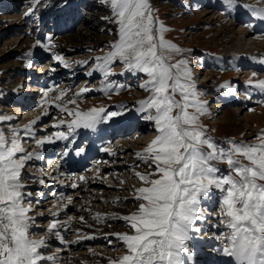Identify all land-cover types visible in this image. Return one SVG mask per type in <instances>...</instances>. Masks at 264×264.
I'll return each mask as SVG.
<instances>
[{
    "label": "snow or ice",
    "instance_id": "obj_1",
    "mask_svg": "<svg viewBox=\"0 0 264 264\" xmlns=\"http://www.w3.org/2000/svg\"><path fill=\"white\" fill-rule=\"evenodd\" d=\"M101 2L111 9V19L118 25V40L111 44L109 52L95 57L93 71L104 78L100 91L110 96L124 87L109 81V77L116 75L112 69L113 61L119 60L124 72L144 74L146 79L139 88L148 95L136 102V111L153 124L156 132L155 138L135 154L145 165L144 172L134 173L141 182V186L133 191V199L138 202L136 210L128 215L112 214L111 217L90 214L96 222L114 218L127 225L128 231L111 234L122 242L125 251L116 258H109L108 264H188L193 255L189 246L193 239L191 233L201 231L195 222L205 219L201 206L214 195L213 190L219 193L217 219L223 226L217 236L222 241L219 251L228 258L227 264H264V129L256 134L254 143L228 139L227 147L217 144L201 123L200 118L207 115L208 110L206 101L201 99L203 93L193 82L188 59L171 62L173 56L190 50L165 39L164 34L170 29L156 17L150 0ZM222 2L230 8H243L264 22V8L240 4V0ZM42 4L46 6V0H28L25 14L32 15ZM36 45L45 51L55 47L51 37L49 43L42 44L37 40ZM52 58L65 68L69 67L62 56L53 53ZM259 63L264 64V56L259 58ZM26 66H31V62ZM92 74L91 71L87 73ZM247 84L264 96V80L250 77ZM221 87H227L229 94L232 92L230 85ZM66 91L54 93L52 88L46 89L41 102L43 111L24 126V136H34L33 126L41 116L48 115L49 107L53 106L59 113L71 117L52 125L54 129L63 126L66 131H53L37 140V146L69 141L78 129L95 131L98 125L128 111L124 105L117 106V110L104 106L79 110L78 106L68 108L63 103H56ZM89 91L87 87L80 89L67 104L76 105L77 98ZM50 93L54 94L50 97ZM260 103L264 104V100ZM11 119L0 115V122ZM102 150L115 154L110 147ZM84 151L79 148L76 154ZM42 159L41 153L22 147L18 129L9 128L7 135L0 131V264H61L57 254H45V250L49 247V236L63 240L58 229L66 227L68 221L62 223L55 217L73 204L72 196H67V203L51 213L53 219L49 221L45 235L32 238L36 218L31 215L33 193L25 191L24 169L29 161ZM218 164L226 165V171L217 167ZM78 179L86 182L84 176ZM38 182L45 184L44 179ZM78 186L77 183L71 185L73 189ZM40 196V192L35 193L37 204ZM79 220L86 223L83 216ZM93 238L78 235L72 242Z\"/></svg>",
    "mask_w": 264,
    "mask_h": 264
},
{
    "label": "rangeland",
    "instance_id": "obj_2",
    "mask_svg": "<svg viewBox=\"0 0 264 264\" xmlns=\"http://www.w3.org/2000/svg\"><path fill=\"white\" fill-rule=\"evenodd\" d=\"M150 3L155 9L156 17L162 21L168 29H170L164 34L165 39L173 42L182 49L190 50L182 53L181 55L173 56L171 62L174 63L178 59H188L189 67L193 74V82L195 83L197 90L203 93L201 99L206 101L208 114L202 116L200 120L207 130L208 135L211 136L217 144L224 147H227L226 141L228 139H233L237 142L246 141L254 143L256 134L264 129V105L258 106L256 109L243 111V113L238 115V121H235L233 114L238 112L236 111L237 109L235 106V101L238 99L236 96L238 92L233 93V91H242L241 88L239 89V87L242 83L243 74L238 69L240 68L242 61H238L241 59V57L226 58L225 55L222 54V52L226 49V45L222 42L221 34L228 31V36L237 38V33L235 32H238L240 27H243L239 26V23L236 21L235 25L231 29L229 28L231 20L224 15V12L227 10H233V7L230 8L223 4V2L220 3V0H150ZM247 3L258 5L259 1L240 0V4ZM28 6V0H0V89L3 86H9V88L10 86H14L17 78L20 77L21 74L18 73L19 63L17 60L21 52L24 51V45H26L28 41H31L32 39L39 40L41 42H49V37H51V44L55 45V47L51 49L52 52H55L57 47L64 49H70L73 47L76 48L75 53L69 56L63 55L64 53L62 52L60 53V56H62L63 59L70 60V56H73V61L71 62L72 67L76 64V69H73L71 74L66 72L69 74H60V76H58V86L60 87H64L69 81H72L73 83L72 86L66 88V95L61 99L60 103L65 104L68 108H76L78 106L79 110H87L90 107L100 106H104L110 110H117V106L124 105L127 107L128 111L123 115V118H137L136 116H138V112L136 111V108L138 105L136 102L140 99H144L148 95V93L139 88V85L144 79H146L144 74L138 73L134 75L130 72H124L123 64L119 60L113 61L112 69L116 75L109 77V81L114 82L115 84L123 85L124 87L118 93L113 91L110 96L100 91L104 78L99 72H97L93 78H88L87 75L89 71H93L94 69V65L96 63L95 57L102 56L109 52L111 50V44L118 40V25L113 19H111L110 7L102 3L101 0H46V6L42 4L39 9L34 11L32 15H26L25 13L27 12ZM217 6L218 8H216V11L220 10V12L215 13L214 9ZM207 11H213L212 13L208 14L210 20L213 17V19H216V17L219 16V18H222L223 20L222 23L218 25L211 24V21H208L209 23H203L204 20L202 18V14ZM106 17L109 19H105ZM28 38L30 40H25ZM249 38L250 40L255 39L254 36H249ZM248 39H246L245 43L249 41ZM51 54L52 53L47 54L44 57L45 59H42L44 60V66L50 63L52 59ZM258 57L260 56L257 54V52L253 51L251 53L250 62H253V60L257 59ZM85 61H87V63H84V67L78 66L82 65ZM37 64H34L28 68H26L27 66L22 68L28 70L29 74H35L37 72L39 73L42 70L39 64H42V62H40L38 65ZM37 66L39 68L38 70H35V67ZM54 69H61V67L58 66ZM232 71L234 72L232 73ZM78 72L82 73L78 74ZM122 72L123 74L121 75L120 73ZM251 72L252 71L246 73V81H248L250 77L258 80L259 78L257 79L256 77H253ZM23 75L24 76H22V78L26 80L27 74L24 73ZM69 75L72 77V79L66 80L69 78ZM35 78L37 80L41 79L39 77ZM206 78L208 81L203 83V80ZM88 79H97V82H92L93 84L90 83L88 85ZM222 85H230L232 87V92L229 94L228 88L221 87ZM84 87L89 88L90 91L78 97L76 105L67 104L68 99L75 97L76 93L80 92V89ZM32 89L38 88H33L30 86L27 88L22 87L20 92H28ZM40 92L41 90H39L37 95H39ZM240 94L242 95L243 92H240ZM39 96L36 97L39 98ZM222 100L225 104H227L226 106H219L216 108L213 107L214 105L218 106ZM15 105L16 103H11V105L8 104L4 107L10 108V110L8 109L9 112L7 111V115L14 114L15 117L19 118L18 115L20 114V109ZM0 107H2L1 104ZM52 111L53 110L51 109L50 112ZM34 113L35 112L32 110H30L28 113H23L20 116V120H17L18 126L23 123L25 116L32 117L34 116ZM139 116L142 118L143 114L139 113ZM245 117L250 118L249 122L245 120ZM118 118H114L113 120H117ZM60 119L67 121L70 120L71 117H68L67 113L59 114L57 110L53 111L51 116H47L42 121H39L38 124H51L55 121L59 122ZM113 120L108 122L104 131L110 128L109 124ZM147 122L151 123L149 121ZM7 124H0V131H4L6 135L8 134L9 128L16 127L15 123L10 125ZM139 124L141 123H136L135 131L132 129L130 134L124 135V133L121 132L120 135L117 134L116 138L115 136L111 135L106 136L108 138L105 140L109 142L110 148L113 152H116L117 148L115 146L118 143H124L126 148L123 150H126L128 147H131L128 146L130 144L127 145L128 142L133 141L135 136L141 137L134 141L136 143L134 147H131L125 151L124 156L116 158L114 157V159L110 157L112 160L108 159V161H112V164L121 165L124 163L126 167L121 165L122 170L116 172V175L118 177L124 176L125 182L121 184L122 189H117L116 191L114 189L103 188V190L99 189L94 191V193H96L99 198L98 200L94 199L93 202L90 203V206L92 209L96 210V213H100L102 216L109 213L112 214L114 210H117V208H121L124 210V214L128 215L135 211L138 207V202L133 199V191L134 188L141 186V182L135 177L134 173L144 172L145 165L136 157L135 154L142 151L143 148L146 147L150 143V140L156 135L152 123L147 129H140ZM3 126H6V128ZM33 128H35V126H33ZM60 130L66 131V128L62 126ZM50 131H53V129ZM106 131L107 133L109 132V130ZM35 133L36 134L34 136H36V139L40 140V132L36 131ZM19 134L21 136L20 131ZM76 135L77 133H75L73 138H70V140L66 141L67 143H64L62 146L57 144L58 146L54 145L52 149L54 151L59 150L60 153H63V150L69 149L73 152L77 151L79 148L86 149V147L89 146L91 142L90 137L94 136V133L91 136L86 137L81 136V134H78L77 136ZM25 141L28 140L25 139L22 141V147L24 148L25 146L27 147V143H25ZM32 143V141H28L29 145ZM36 149L37 148L35 147V150ZM52 154V152L48 153L44 156V158L49 160L52 158ZM123 158L126 159L124 160ZM97 159H99V157H95V155H93L88 159V164L90 165L91 161L95 163ZM74 162H77L76 157L71 159V163L73 164ZM217 167H219L222 171H226V165L224 164H218ZM30 169V167L27 168L28 171H31ZM89 170L91 173L92 167L84 172L82 170L81 175L87 176V171ZM50 172V170L44 168L42 174H50ZM35 173L40 174L39 172ZM69 176L70 175L67 174L66 179L69 178ZM70 177L74 178V176ZM36 178L38 177L36 176ZM26 181L27 177L24 175L23 182L25 183ZM52 182L54 181H51V183ZM47 184L48 183L46 182L41 186H45L46 190ZM39 186L40 184L37 183L36 186L34 185L29 188L31 189L33 196L35 191L40 189ZM114 192L121 194V198L124 199V201H120L121 199L118 198L115 202H112L108 208L103 207V203H105L102 201L103 196L106 195V197H109L114 194ZM213 192L214 195L206 199L201 206L205 219L203 221L195 222V226L200 228L201 231L199 233L192 232L191 235L194 237H200L203 239L209 237V233L207 232L205 226L208 223H211L213 218L216 219V221H219L217 219L219 211V193L215 192V190H213ZM78 201V198L74 200L76 209L69 212L67 217H64L65 221L74 222L78 220L80 216H83L84 218L86 217L85 214H81L80 209H78ZM92 209L89 211L92 212ZM35 213H37V211ZM96 213L92 214L95 215ZM41 216H43V214ZM38 220H40L39 217L36 218V221ZM47 225V219L39 222V226ZM104 225L106 230L113 229V233L128 231L127 225L124 221L119 223L106 221ZM62 228L59 230L61 233H63V231H61ZM74 228L75 227L69 228V235L67 237L64 236V242H72L73 237L82 235ZM40 235L41 233L39 232L37 234L32 233V238L38 239ZM50 238H54L53 242H55L56 245H54V243L53 245L50 244L51 240L48 241L49 247L45 250V254L55 253L58 255V257H61V260L65 264H71L75 261H79L78 256H89L90 254L88 253L93 249H101L105 251L108 255L102 264H108L109 258H116L122 255L125 251L122 242H120L115 235L112 236V240H109L108 243L106 240H103L104 238L100 239V241L94 245L89 243L87 240H82V242L79 243L77 247L68 249L69 251L57 246L58 240L55 239V236H51ZM216 240L220 242V245L222 246V241L219 239ZM86 241L89 244L86 243ZM190 242L192 243V241ZM190 242L189 246L192 248ZM109 245L114 247H110ZM200 248H203V250ZM206 248L207 246H198V252L201 253V256L196 257V259L194 258L196 260L194 264H203V258L209 257V252L204 251ZM210 248L211 247H209V249Z\"/></svg>",
    "mask_w": 264,
    "mask_h": 264
},
{
    "label": "bare ground",
    "instance_id": "obj_3",
    "mask_svg": "<svg viewBox=\"0 0 264 264\" xmlns=\"http://www.w3.org/2000/svg\"><path fill=\"white\" fill-rule=\"evenodd\" d=\"M258 1H259L258 5H256L257 2H256V4H250V3L249 4L255 6L256 8H264V0H258ZM216 8H218V6L215 7V9H214L215 13L220 12V10L216 11ZM232 9L233 10H227L224 12V15L227 16L231 20V23L229 24V28L231 29L235 25L236 21L239 23L238 24L239 26H243V27H240V30L238 32H235L238 34V35L236 34L237 38H232L231 36H228L227 35L228 31H227V32H223L221 34V39H222V42L226 45V49L222 52V54L225 55L226 58H234V57L240 58L241 57V59L238 61L244 62V64L242 62L240 68H238L241 71V73L243 74L242 83L239 87V89L241 88V90H242L240 92H243V94L241 95L238 90L233 91V93L238 92L236 95L238 99L235 101V106L237 109L236 111H238V112L233 114V118L235 119V121L236 120L238 121V115L243 113V111L256 109V108H258V106L264 105V104L260 103V101L264 100V96L259 94L257 91L252 90L248 86L246 78H245L246 73H248L249 71H252L251 72L252 74L256 73L255 77L257 79L259 78L258 80H264V64L259 63V58L261 56H264V22L259 21V20L255 19L254 17H252L251 14L243 8L233 7ZM212 12L213 11H207V12H204L202 14V18L204 20L203 23H209L208 21H211V24H213V25L221 24L223 20H222V18H219V16L216 17V19H213L214 18L213 17L210 20V17L208 16V14L212 13ZM249 24L252 25L251 28L248 27ZM224 28H226V27H224ZM249 36H254L255 39L250 40ZM246 39L249 40V41H247V43H245ZM25 40H30V39L28 38ZM36 41L37 40H34V39H32L31 41H28V43L26 45H24V48H23L24 51L21 52V54L18 56L19 57L17 60V62L19 63L18 73L21 75H20V77L17 78L15 85L10 86V88H9V86H5V87L3 86L0 89V104L2 106V107H0V114L1 115L6 116L10 110L9 107H4L5 105L7 106L8 104L11 105V103H16L15 106L17 108H20V114L18 115L19 118L15 117L14 114L13 115H7L9 117H12L13 119L0 122V124L4 125V124L8 123L7 125H10L12 123L13 124L15 123L16 127H14V128L18 129L20 131L22 141L27 139L28 141L33 142L32 144L29 145L28 141H25V143H27V147L25 146V150L31 151V152H39L43 155L42 160L29 161L28 166L24 169V175H25V177H27V181L25 182V184L27 185V187L25 189L26 192H31V189H29V188H31V186H34V185L36 186V184L39 183L38 182L39 179H45V183L46 182L48 183L46 185V187H47L46 190H45V186L40 185L39 186L40 189H37L35 191V193L36 192L41 193V196L39 198L40 203L37 204L35 202L36 201L35 193H34V196H32L34 211L31 213V215H33L35 218L39 217V219L41 221L44 219H47V221L49 223V221L51 219H53V217H51V213L53 211H57L58 207L60 205H64L67 203V200H66L67 196H72L73 197V204L68 206L67 208H64L62 211L59 212V215L57 217H55V219H58V220L61 219L60 221L63 223L65 221L64 217H67L69 212L74 211L76 209L74 200L76 198H78L79 204L77 205V207H78V209H80L81 214H85V216H86L85 222L86 223H82L79 219L74 221V222L68 221L67 226L63 227L61 230V231H63V233L60 232L63 236V240L61 241L60 239H57L55 237V239L58 240L57 246L64 248L65 250L69 251L68 249L75 248L79 245V243L82 242V240H80L78 243L64 242L65 241L64 236L67 237L69 235L68 230L71 227H75L74 229L79 230V233H81L82 235L93 236L94 237L93 239H85V240L89 241V243H92V245L97 244L100 241V239H102V238H104L103 240H106L108 243L109 240H112V236H114V235H111V234H113L114 231H113V229L106 230L105 225H104L105 222L110 221V222H114V223H119V222H122V220L114 219V218H106L102 222H96L95 220L91 219V215H93L92 213H96V210L91 208L90 203H92L94 199L98 200V198H99L97 196V194L94 193V191H97V190L102 189V188L103 189H114L115 191L117 189H122L121 181L125 182V177L124 176L118 177L116 175V172L122 170L121 165H123L124 167H126V166L124 165V163H122L121 165L112 164L111 163L112 161H108V159H111L110 157H112V159H114V157L116 158V157L124 156L125 151L130 149L131 147H134L136 144L134 141H136V139L140 138L141 136H135L133 141L130 140L131 142H128L127 145L130 144L128 146H131V147H128L126 150H123L124 148H126V145H124V143H121V142L118 143L115 146L117 148V150H116V152H114L115 153L114 155H111V154L104 152L102 150L103 148H109L110 147V144L105 139L108 138L106 136L112 135L111 131L108 133L104 132V129L102 127L103 125L97 126V129H99L98 133H96L94 137H92V136L90 137L91 143L89 144V146L86 147L85 151L83 153H81L80 155L76 154L77 151L73 152L70 149L69 150H63V153H60L59 150L54 151L52 149L54 145L60 144L62 146L64 143H67L66 141H57L55 143H50V144L46 143L42 146H37L36 136L25 137L24 132H23L24 126L26 124H28L30 121L36 119L37 116L40 115L41 112L43 111V108L41 106V102L44 98L43 97L44 91L46 89L52 88L54 90V93H58L60 90L66 89L67 87L72 86L73 85L72 81L67 82V84H65L64 87L58 86V84H59L58 76H60V74H69V73L71 74L72 70L76 69L75 68L76 64L73 65V67H72V63H71L73 61V56H70V60L64 59V62H66L69 65V67H67V68H65L63 66V64H61L60 62L53 60V58L51 59L50 63L46 66L43 65L44 60H42L49 53H52L51 54L52 56H53V53L60 55L61 52L64 53L63 55H66V56L72 55L75 53L76 48L73 47L70 49H64L61 47H57V50H56L57 52L56 51L50 52V51H45L43 48L37 46ZM41 43L43 44V43H49V42H41ZM258 44H260V45H258ZM253 51L254 52L256 51L260 57H258L257 59H254L253 62H250L251 53ZM29 62H31V66L33 64H37V63L39 64L40 62H42V64H39V65L41 66L42 69L44 68V71L41 72L40 75L29 74L28 70L22 68V67L28 65ZM84 65L85 64L83 63L82 65H78V66L84 67ZM58 66L61 67V69H54ZM28 67H30V66H27L26 68H28ZM66 72H69V73H66ZM91 72H93V74L91 76L88 75V78L94 77L93 75L95 74L94 73L95 71H91ZM233 72L234 71H232V73ZM24 73L27 74L26 80H24L22 78V76H24L23 75ZM80 73H82V72H80ZM80 73L78 72V74H80ZM4 77H6V76H4ZM35 77H39L41 79L37 80ZM71 79H72V77L69 75V78H67L66 80H71ZM206 81H208L207 78L203 80V83H206ZM92 82L96 83L97 79L89 80L87 84L89 85ZM33 85L36 87H40L41 92L39 95L41 97L39 95H37L39 90L37 92H34L35 90H32L31 92L30 91H28V92L21 91L20 92L22 87L27 88V87H29V86L31 87ZM54 93H50V97ZM249 94H250L251 98H249ZM36 96H39V98H37ZM56 103H60V101H57ZM226 105L227 104H225L222 100L218 106L214 105L213 107L216 108L219 106L222 107V106H226ZM51 109L53 111L58 110L54 106L49 107L48 115L41 116L39 121H42L47 116H51V114L53 113V111L50 112ZM30 110L35 112L34 116H32V117L31 116H25L23 119V123L18 126L17 120H20V116L23 113H25V112L28 113ZM249 119H250L249 117H245V120L247 122H249ZM120 120H122V122H120ZM38 122L36 125H34L35 128H33L32 130L34 133L36 131L40 132L39 133L40 134V137H39L40 140H42L45 136L51 135V133L53 131L60 130V129H54L52 127V125L54 123H58L57 121L52 122L51 124H48V123L38 124ZM252 123H254V122H252ZM132 124H133V128H132ZM110 125L115 130L113 133V136H115V138H116L117 134L120 135L121 132H123L124 135L130 134V132H132V129H134V131H135V126H136L135 122L134 121L132 122V119H124L123 117L119 118L118 120H113ZM3 127L6 128V126H3ZM142 127H145V126H142ZM61 128H62V126H61ZM51 129H53V131H50ZM143 132H145V131H143ZM76 133H77V135L81 134V136L86 137L88 135L90 136L91 133H94V132H93V130L78 129ZM96 137H97V139H94ZM154 138L155 137H153L152 139H154ZM79 139H81V138H79ZM100 139H101V141H100ZM151 140H150V142H151ZM98 141H100V143H96ZM125 144H126V142H125ZM35 147L37 148L36 150H35ZM51 152L53 153L52 158L49 160H46L44 158V156L48 153H51ZM65 152H67L68 154L64 155ZM94 153H96V157H99V159H97V161H95V163L93 161H91V163L89 165L88 164L89 161H86V158H88V156H90L91 154H94ZM74 157L77 158V162L76 163L74 162L75 164L74 163L72 164L71 159ZM118 159H120V158H118ZM123 159L125 160L126 158H123ZM99 161H101V162H99ZM103 161H105V162H103ZM58 163H59V169L57 170V164ZM29 167L31 168L30 169L31 171L27 170V168H29ZM90 167H92V170H91L92 172L90 173V170H89V171H87V176H84L86 178V182L79 181L78 178L80 176H82L81 175L82 170L84 172V171L88 170ZM44 168L47 170H50L51 171L50 174H42ZM35 172H39L40 174H36ZM67 174L70 176H74V178H71L69 176V178L66 179ZM36 176L38 178H36ZM64 179H66V180H64ZM30 180H35V181H30ZM51 181H54V182L51 183ZM73 183H77L79 185L77 189H73L71 187V185ZM117 183H120V184H117ZM84 184H86V185H84ZM80 186H81V188H80ZM80 192H82V193H80ZM61 194H63L62 197H61ZM118 198L121 199L120 201H124V199L121 198V194H119L117 192H114V194H112L109 197H106V195L103 196L102 201L105 202V203H103V207L108 208V206L113 201H116ZM81 209H83V210H81ZM90 209H92V212L89 211ZM36 211H37V213H35ZM38 212H40V213H38ZM124 213H125L124 210H122L121 208H117V210H114V212L112 214H115L116 216H122V215H125ZM42 214H43V216H41ZM112 214L109 213V214H105L103 216L111 217ZM40 220L36 221L37 223L35 224V227L32 229V233L37 234L39 232L43 236L46 233L48 225L47 226H39V222H41ZM43 222H45V221H43ZM102 223H103V225H102ZM205 228H206L207 232L209 233L208 234L209 237L203 239L200 237L192 236L193 237V239L191 240L192 243L189 241L190 245L192 246V249H193V255L190 258V260L188 261V264H194V262L196 261L195 260L196 257L201 256V253L198 252V246H207V248L204 251L209 252V255H208L209 257H207V258H203L204 256L202 257L203 261H204L203 264H227L228 258L222 256L221 252L219 251V249H221L222 246L220 245V242H218L216 240L217 236H219L220 231L222 230V225H220L219 221H216V219L213 218V221L211 223H208L205 226ZM60 229H58V230H60ZM41 235H40V237H41ZM50 237L51 236H49V238H48V241L51 240L50 244L53 245V243H54V245H56V243L53 242L54 238H50ZM76 239H77V236L73 237L72 241H75ZM87 241H86V243H88ZM109 246L114 247L112 245H109ZM209 247H211V248L209 249ZM200 249L203 250V248H200ZM88 254H90V255L89 256H78L79 261H75L71 264H82V262H83V264H102V262L104 261V259L108 255L105 251H103L101 249L100 250H94L93 249ZM208 258H210V259H208ZM197 259H199V258H197ZM59 260L61 261V264H65L61 260V257H59Z\"/></svg>",
    "mask_w": 264,
    "mask_h": 264
}]
</instances>
